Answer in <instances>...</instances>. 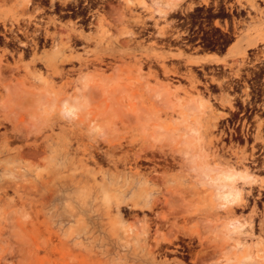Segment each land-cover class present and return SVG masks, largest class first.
I'll list each match as a JSON object with an SVG mask.
<instances>
[{"label": "rangeland", "instance_id": "rangeland-1", "mask_svg": "<svg viewBox=\"0 0 264 264\" xmlns=\"http://www.w3.org/2000/svg\"><path fill=\"white\" fill-rule=\"evenodd\" d=\"M180 3L0 0V264L264 261V0Z\"/></svg>", "mask_w": 264, "mask_h": 264}, {"label": "bare ground", "instance_id": "bare-ground-1", "mask_svg": "<svg viewBox=\"0 0 264 264\" xmlns=\"http://www.w3.org/2000/svg\"><path fill=\"white\" fill-rule=\"evenodd\" d=\"M148 1H149V5H150L152 11L154 13L160 15V16H163V15H166V14H168L170 12H173L174 10L179 8V5L181 4L180 3L181 0H148ZM51 3H53V0H51ZM84 88H86V87H84ZM110 92H111V95L114 96L115 94L119 93L120 90H119V88H117L116 85H114L110 89L109 93ZM101 93L102 92H100V90H94L93 89V90L89 91V94L91 96L100 95ZM87 96H83L81 98V100L79 98L75 97V99L72 101V104L71 105H67V109L70 110L71 108H77L78 106H84L87 103ZM154 97L158 98L159 100H166V101L168 100V95H167L166 90L163 89V88H160V87L156 88L154 90ZM13 98H14V100H13L14 102L13 103L17 107L22 108V109L25 110V115H26L27 118H29V120H33L34 119L37 107L39 106V104H41L43 102V95L41 93L36 92V91L27 92L24 89L23 90L15 89L13 91ZM188 105L190 107L194 106L192 103H190ZM197 105H200V104L197 103ZM263 108H264V106H261V109H263ZM122 112H123V109L121 108V105L118 102H116V101L113 102L112 107L109 106V108L107 110H105L104 112H101V114H99V117L97 118V120H99L98 121L99 126H104L109 120H111L112 118L116 117L115 115L117 113H122ZM260 126H261V124L259 123L257 125V134H256L257 136H256V138L261 137L260 136ZM262 126H263V124H262ZM165 134H166V132H165ZM170 135L166 134V136H168V137ZM263 135H264V132H263ZM170 137L168 139H170ZM171 138L174 139L173 136ZM178 141H180L183 150H185L186 152L188 150L190 151L191 141H192V136L191 135H189V134L182 135L180 137V140H178ZM262 151H264V150H262ZM211 172L212 171L211 170L209 171L208 167L203 166V177H205V178L209 177L211 183H213V185H211V183H210V185L211 186H215L216 188H219V187L220 188H224L228 181H230L232 179L235 180L236 177L240 178L242 176H245V175H242L239 171L234 170V169H229V168L228 169L217 170V173L214 176L211 175ZM245 177H247V176H245ZM215 187H212V189L213 188L215 189ZM231 187H232V185H231ZM231 187L228 190L226 189L227 190V191L225 190L226 192L222 191V190L221 191L220 190L217 191L218 189L216 191L214 189L211 190L212 198L214 199L215 197H218L220 199H225V198H227L229 196H232V195H233V197L235 196V198H237L239 192L237 193L234 190V188H231ZM222 192H225V193H222ZM174 200L176 201L177 199H174ZM215 200H216V198H215ZM214 204H215V202H214ZM10 214H11V212H10ZM12 216H14V215H12ZM10 227H11V233L13 235L17 236V230H16L15 224L11 223ZM219 229H220L219 231L227 233V229H228L227 223L226 224L224 223L222 226H220ZM228 232H230V231H228ZM14 238H16V237H14ZM239 264H264V261L257 262V261L250 260V259H244V257H242L239 260Z\"/></svg>", "mask_w": 264, "mask_h": 264}, {"label": "crops", "instance_id": "crops-1", "mask_svg": "<svg viewBox=\"0 0 264 264\" xmlns=\"http://www.w3.org/2000/svg\"><path fill=\"white\" fill-rule=\"evenodd\" d=\"M213 56L212 54L209 53H200L197 55L198 58H201L202 60H209Z\"/></svg>", "mask_w": 264, "mask_h": 264}, {"label": "flooded vegetation", "instance_id": "flooded-vegetation-1", "mask_svg": "<svg viewBox=\"0 0 264 264\" xmlns=\"http://www.w3.org/2000/svg\"><path fill=\"white\" fill-rule=\"evenodd\" d=\"M50 5H51V4H50ZM52 5H53V4H52ZM62 12L64 13L65 11H62ZM66 12H69V13H70L71 11H66ZM257 106H258V105H257Z\"/></svg>", "mask_w": 264, "mask_h": 264}]
</instances>
